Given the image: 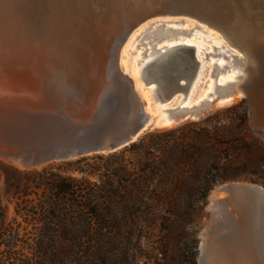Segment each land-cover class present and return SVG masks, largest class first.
<instances>
[{"label":"rangeland","instance_id":"rangeland-1","mask_svg":"<svg viewBox=\"0 0 264 264\" xmlns=\"http://www.w3.org/2000/svg\"><path fill=\"white\" fill-rule=\"evenodd\" d=\"M34 10L31 0H0L1 40L10 48L4 54L7 60L0 64V264H200L201 235L211 218L208 207L212 193L235 183L264 188V142L251 126L247 102L237 98L230 104L213 102L197 120L156 127L140 139H145L141 151L121 154L130 146L109 155L35 164L50 136L69 126L67 121L72 117L65 104L50 101L41 106L42 97L26 84L30 74L26 67L31 62L23 44L36 53L47 48L48 56L52 54L47 34L30 45L36 33ZM171 21L167 26L192 31V35L181 37L201 45L202 58L214 44H225L241 57L218 33L201 25L196 28L191 20L182 24L176 23L180 19ZM131 40L122 48L120 62L125 71L139 77V61H145L141 54L147 48L142 44L147 39L141 44V37ZM205 64L209 68L203 82L193 98L185 100L189 107L198 104V96L214 81L210 78L212 62ZM219 77L222 80V74ZM145 92L151 109L161 112L159 118L167 119L165 109L181 104L179 99L164 108L150 91ZM207 98L211 99L203 97L200 102ZM195 124L210 130L227 127L229 137L205 139L203 151H183L186 153L177 162L167 151L157 152L175 141L192 146ZM242 128L241 143L234 134ZM218 156L220 161H216ZM56 176L74 181L76 188L84 191L80 195L84 199L66 202L69 235L45 233L38 221L37 214L52 196L48 188ZM95 205L107 217L99 227L106 231L92 235L83 230L88 211L76 207ZM97 226L99 223L92 229ZM75 228L82 232L75 233Z\"/></svg>","mask_w":264,"mask_h":264},{"label":"water","instance_id":"water-1","mask_svg":"<svg viewBox=\"0 0 264 264\" xmlns=\"http://www.w3.org/2000/svg\"><path fill=\"white\" fill-rule=\"evenodd\" d=\"M31 2L36 33L28 44L49 36L52 72L47 97L65 104L72 117L69 126L50 136L35 164L114 154L157 127L135 80L120 65L122 48L130 36L157 20H191L196 27L204 26L223 37L244 62L238 82L216 85L212 99L191 108L168 110L172 124L197 120L213 102L224 105L243 99L249 106L251 126L264 142V0ZM205 61L208 55L201 58L194 46L177 45L148 63L141 82L145 89L153 88L161 102L172 104L203 82L209 68Z\"/></svg>","mask_w":264,"mask_h":264},{"label":"bare ground","instance_id":"bare-ground-1","mask_svg":"<svg viewBox=\"0 0 264 264\" xmlns=\"http://www.w3.org/2000/svg\"><path fill=\"white\" fill-rule=\"evenodd\" d=\"M171 22L173 21L157 20L147 23L136 30L127 40L128 43L131 39L135 41V39L141 37V40L139 41L141 44L143 40L147 39V43L142 44L146 45L147 48L144 50L143 54H141L146 56H144L145 61L144 58L139 61V77L132 76V73L125 71L120 62L124 72L130 74L135 80L136 89L145 102L146 112H148L152 118H155L157 127L172 124L168 110L174 109L178 106L191 108L188 106L189 104H187V102L189 98H193L192 96L197 89L195 90L193 88L186 98L182 96L175 99L173 103L181 99V104L170 109H165L164 112L166 113L167 119L162 117L161 119L158 117V114L161 112L155 110L156 108L151 109V103L148 100L149 96L145 90H148V92L150 91L158 102L164 104L162 105L164 108L171 104L168 102H161L157 98L153 88H144L141 78L144 74L145 67L148 63L157 60L173 50L177 45L187 44L194 46L196 54L200 57L204 51L201 45L184 39L185 36L192 35L191 30L173 29L167 26L168 23ZM176 23L182 24L183 21H177ZM182 35L185 36L181 37ZM194 36L201 38V36L197 34H194ZM1 37L2 33L0 31V52L2 54L0 56V64L3 65L2 61L7 60V57L4 54L10 48L6 45L7 43H5L4 40H1ZM223 40L226 42L224 38ZM226 44L229 48L237 52L228 42H226ZM23 45L27 49L30 57L29 61L31 62V65L29 64L30 67H26V70L28 69L30 72L29 76L25 79L26 84H28L36 94L40 93L41 96L44 95V98L40 99V105L44 106L50 102L47 94L50 92L49 77L52 72V65L50 57L48 56V49L45 48L42 53H40V51L36 53L29 45V47L26 44ZM207 51L208 53L205 54V56L208 55L207 62H212L211 74H215L214 77H211L210 74V78L214 81L213 83L208 84L205 93L198 96L197 101L195 100L196 103H198L196 105L201 103L200 100H202L203 97H210V95L215 92L216 85L225 87L228 86L229 83L238 82L239 76L243 74L244 70V62L241 60L242 58L234 54L225 46V44L219 46L214 44ZM220 74L223 76L222 80L220 78L221 76L219 77ZM211 90L213 93L209 94L208 92ZM185 100H187V102ZM205 100H208V98ZM184 101L186 102L185 106L182 105ZM156 115L158 118L155 117ZM209 200L208 212L210 213L211 218L205 223V229L201 235L200 264H264V188L259 185L247 183L228 184L217 188L212 193Z\"/></svg>","mask_w":264,"mask_h":264},{"label":"trees","instance_id":"trees-1","mask_svg":"<svg viewBox=\"0 0 264 264\" xmlns=\"http://www.w3.org/2000/svg\"><path fill=\"white\" fill-rule=\"evenodd\" d=\"M197 126H202V124L193 125V128L195 129L194 130L195 138H194V142L192 143V146H190L189 148L184 147L183 145L178 144L175 141L171 146L168 147L166 146V148L162 146V148L160 150H157V152L164 154L167 151L169 154L174 156L173 160L177 162L179 159H181L182 154L186 153L183 151H189L193 153L203 151V145H204L203 141L205 139L216 137L220 140H223L229 137L228 136L229 129L227 127H221L215 130H210L208 128H198ZM247 126L248 125H246V127ZM247 128L248 130H250L249 127ZM242 133H243V128L239 131L238 134H234V136L240 139L241 143L243 142ZM143 148H145V139L140 140L139 143L133 144L129 149L123 151L121 154L136 149L138 151H141L143 150ZM217 159L219 160L216 161H220L221 160L220 156H218ZM74 184L75 183L72 180H65L57 176L54 177L53 185L48 188V191L51 192L52 196L45 200V206L42 207L41 210L39 211L40 213L37 214L39 216L38 221L42 222L43 230L45 231V233H59V234L61 233V235H69V233H71V230H69V226L65 223L68 218V214H67L68 210L66 209L68 204L66 202L70 198L84 199L83 196H80L81 194L84 193V191H80L79 188L77 189ZM109 194H112V192H109ZM94 195H96V193ZM76 208H78L80 211H83L84 213L85 211L90 212V214H87L88 212H86L85 214V215H89L90 218H88L89 216H87L86 218L89 221L87 222V219L86 221H84L85 223H87V226H84L83 229L84 231L86 230L88 234H92V235L106 231V229L99 228L100 223L106 222L107 217L101 213L100 207L98 205L92 206L90 208L82 207V206ZM95 223H99V226H97V229L93 230L92 226L95 225ZM74 231H76L75 233L77 234L78 233L80 234V232H82L80 228Z\"/></svg>","mask_w":264,"mask_h":264}]
</instances>
